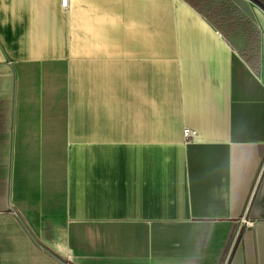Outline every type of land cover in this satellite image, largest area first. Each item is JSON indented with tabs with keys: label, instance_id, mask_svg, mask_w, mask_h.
I'll return each mask as SVG.
<instances>
[{
	"label": "crops",
	"instance_id": "obj_1",
	"mask_svg": "<svg viewBox=\"0 0 264 264\" xmlns=\"http://www.w3.org/2000/svg\"><path fill=\"white\" fill-rule=\"evenodd\" d=\"M62 1L0 0V264H264V9L252 61L187 0Z\"/></svg>",
	"mask_w": 264,
	"mask_h": 264
},
{
	"label": "trees",
	"instance_id": "obj_2",
	"mask_svg": "<svg viewBox=\"0 0 264 264\" xmlns=\"http://www.w3.org/2000/svg\"><path fill=\"white\" fill-rule=\"evenodd\" d=\"M194 7L202 11L208 19L226 36L234 34L236 32H241L245 34L248 38L249 51L251 52L250 59L252 61L258 60V53L260 48L258 32L256 27H254L251 20L245 19L246 17L242 15L239 9L234 8L232 4L223 3L217 5L215 0H187ZM258 4L264 6L260 0H254ZM208 8L209 11L206 12L205 9ZM248 18V17H247Z\"/></svg>",
	"mask_w": 264,
	"mask_h": 264
},
{
	"label": "rangeland",
	"instance_id": "obj_3",
	"mask_svg": "<svg viewBox=\"0 0 264 264\" xmlns=\"http://www.w3.org/2000/svg\"><path fill=\"white\" fill-rule=\"evenodd\" d=\"M215 1H217V5H220V4H223V3H229V4H232L233 5V7L234 8H237V9H239L240 10V12L242 13V15H246L245 14V12H246V10H245V7H244V5L243 4H241L240 3V0H215ZM253 3H255V4H258V3H256L255 1H253V0H251ZM262 3H264V0H260ZM205 11L206 12H208L209 11V9L208 8H206L205 9ZM247 16V15H246ZM245 16V17H246ZM245 19H249V18H245ZM250 20V19H249Z\"/></svg>",
	"mask_w": 264,
	"mask_h": 264
},
{
	"label": "built area",
	"instance_id": "obj_4",
	"mask_svg": "<svg viewBox=\"0 0 264 264\" xmlns=\"http://www.w3.org/2000/svg\"><path fill=\"white\" fill-rule=\"evenodd\" d=\"M67 1H68V0H63V1H62V5H63L64 7L67 6ZM185 133H186V135H190V134H191V131H190L189 129H185Z\"/></svg>",
	"mask_w": 264,
	"mask_h": 264
},
{
	"label": "water",
	"instance_id": "obj_5",
	"mask_svg": "<svg viewBox=\"0 0 264 264\" xmlns=\"http://www.w3.org/2000/svg\"><path fill=\"white\" fill-rule=\"evenodd\" d=\"M254 1V0H253ZM256 2V1H255ZM257 3V2H256ZM257 5H259V6H261L263 9H264V6H262V5H260V4H257Z\"/></svg>",
	"mask_w": 264,
	"mask_h": 264
}]
</instances>
